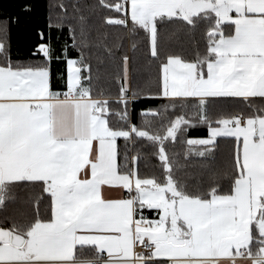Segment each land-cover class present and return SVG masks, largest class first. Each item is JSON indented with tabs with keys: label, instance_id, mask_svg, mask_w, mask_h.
Instances as JSON below:
<instances>
[{
	"label": "crops",
	"instance_id": "0c3cea01",
	"mask_svg": "<svg viewBox=\"0 0 264 264\" xmlns=\"http://www.w3.org/2000/svg\"><path fill=\"white\" fill-rule=\"evenodd\" d=\"M208 12L233 24L232 34L215 40V57L203 70L169 59L163 97L264 99V0H127L128 19L148 28L153 45L158 17L190 20ZM69 77L68 69L65 92L75 98L61 100L65 92L53 88L49 69L0 68V185L42 181L53 197L52 220L35 225L22 247L0 243V264H262L264 117H237L223 135L190 140L209 146L235 138L241 175L230 195L178 200L151 180L119 172L124 134L110 130L99 100L79 88L80 75L79 83ZM169 231L183 243L169 242ZM142 240L154 246L148 256L136 253ZM87 246L102 257L77 259ZM243 249L250 255H239Z\"/></svg>",
	"mask_w": 264,
	"mask_h": 264
},
{
	"label": "trees",
	"instance_id": "16d2710c",
	"mask_svg": "<svg viewBox=\"0 0 264 264\" xmlns=\"http://www.w3.org/2000/svg\"><path fill=\"white\" fill-rule=\"evenodd\" d=\"M119 1L0 0V68L49 69L53 88L65 92L73 60L79 88L100 101L110 130L124 134L117 143L121 174L151 180L178 200L230 195L241 175L239 141L219 137L209 146L189 141L208 138L211 128L227 120L263 118L264 99L164 98L162 68L179 58L205 69L215 57V40L231 35L234 25L209 12L190 20L158 17L153 45L148 28L130 21ZM52 218L53 197L45 182L0 185L1 229L27 238L35 225ZM255 236L259 248L263 241ZM101 257L90 246L76 251L80 260Z\"/></svg>",
	"mask_w": 264,
	"mask_h": 264
},
{
	"label": "built area",
	"instance_id": "2783aa9c",
	"mask_svg": "<svg viewBox=\"0 0 264 264\" xmlns=\"http://www.w3.org/2000/svg\"><path fill=\"white\" fill-rule=\"evenodd\" d=\"M120 7L124 10H126L127 12V0H120L119 1ZM67 98H75L74 92L72 90H68L65 93H62L60 95V99L64 100ZM241 123H244V119L241 118L240 119ZM154 246L153 244H151L149 241L147 240H142L140 242L137 243L136 245V253L140 256H148L149 254H151L153 252ZM239 255H245V256H249L250 252L248 249H243L239 251ZM92 264H100L99 261H94ZM262 264H264V258L262 259Z\"/></svg>",
	"mask_w": 264,
	"mask_h": 264
},
{
	"label": "water",
	"instance_id": "95a60500",
	"mask_svg": "<svg viewBox=\"0 0 264 264\" xmlns=\"http://www.w3.org/2000/svg\"><path fill=\"white\" fill-rule=\"evenodd\" d=\"M168 240H169V242H172L174 244L183 243L182 241L176 240V238L174 237V232L168 233ZM25 241H26V238H24V237H22L16 233H11L9 230L0 228V243L1 244H9L10 243L16 247H22L24 245Z\"/></svg>",
	"mask_w": 264,
	"mask_h": 264
},
{
	"label": "rangeland",
	"instance_id": "374dc122",
	"mask_svg": "<svg viewBox=\"0 0 264 264\" xmlns=\"http://www.w3.org/2000/svg\"><path fill=\"white\" fill-rule=\"evenodd\" d=\"M69 78H70V80L74 83V82H76V83H79V73H78V70H77V67L75 66V62L73 61V60H70L69 61ZM128 85H126V87H127ZM129 88V87H128ZM100 102V101H99ZM100 107V109L102 110V107L101 106H99ZM102 112H103V110H102ZM228 121V120H227ZM227 121H225V122H223L222 123V125L220 126V127H214V128H211V134H210V136L213 138L214 137V135L215 134H218V135H223V133H226V123H227ZM229 135V134H228ZM230 135H232V134H230ZM169 232H173V231H169ZM169 232H167V236H168V233Z\"/></svg>",
	"mask_w": 264,
	"mask_h": 264
}]
</instances>
